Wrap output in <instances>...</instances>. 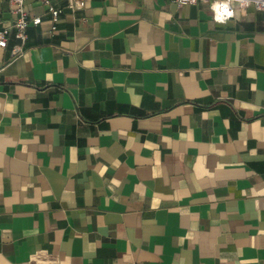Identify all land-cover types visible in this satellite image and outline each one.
<instances>
[{
  "label": "crops",
  "instance_id": "obj_1",
  "mask_svg": "<svg viewBox=\"0 0 264 264\" xmlns=\"http://www.w3.org/2000/svg\"><path fill=\"white\" fill-rule=\"evenodd\" d=\"M52 2L0 47V264H264V11Z\"/></svg>",
  "mask_w": 264,
  "mask_h": 264
},
{
  "label": "built area",
  "instance_id": "obj_2",
  "mask_svg": "<svg viewBox=\"0 0 264 264\" xmlns=\"http://www.w3.org/2000/svg\"><path fill=\"white\" fill-rule=\"evenodd\" d=\"M13 5L16 6L15 11L18 14L14 25L5 26L0 22V47H7L10 42L11 34L14 29L18 43L15 46V51L17 54H22L25 51L27 45V40L29 38V27L31 24H41L43 17L40 15L31 17L29 11L26 8V0H9ZM45 5H47L48 12L51 14L53 19L52 29L56 30L58 28V20L62 13L64 12V7H57L53 4L52 0H41ZM84 0H69L68 6L72 9H76L81 5ZM179 5L184 4H194L198 2L208 3L211 10L212 5L217 2V0H175ZM256 7L259 10L264 11V0H232L230 5L233 15L227 19L226 22L237 16L238 11L246 12L250 7ZM213 12V19L215 20L216 13ZM217 22V21H216ZM219 23V22H218Z\"/></svg>",
  "mask_w": 264,
  "mask_h": 264
},
{
  "label": "clouds",
  "instance_id": "obj_3",
  "mask_svg": "<svg viewBox=\"0 0 264 264\" xmlns=\"http://www.w3.org/2000/svg\"><path fill=\"white\" fill-rule=\"evenodd\" d=\"M243 2V0H242ZM232 0H217L212 5V10L216 13L215 20L219 23H226L234 13L230 7Z\"/></svg>",
  "mask_w": 264,
  "mask_h": 264
}]
</instances>
